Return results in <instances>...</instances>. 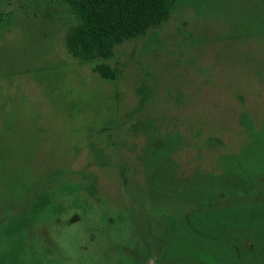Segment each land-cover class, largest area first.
Here are the masks:
<instances>
[{"label":"rangeland","instance_id":"374dc122","mask_svg":"<svg viewBox=\"0 0 264 264\" xmlns=\"http://www.w3.org/2000/svg\"><path fill=\"white\" fill-rule=\"evenodd\" d=\"M171 11L83 60L66 45L80 22L66 3L0 0V264H184L167 253L188 212L264 201L150 186L164 170L156 147L174 160L167 174L197 183L264 120V0H174ZM254 242L238 264H263Z\"/></svg>","mask_w":264,"mask_h":264},{"label":"trees","instance_id":"16d2710c","mask_svg":"<svg viewBox=\"0 0 264 264\" xmlns=\"http://www.w3.org/2000/svg\"><path fill=\"white\" fill-rule=\"evenodd\" d=\"M60 1L66 3L79 18V24L67 34L66 45L72 55L83 60L110 57L117 45L146 34L150 28L167 20L174 3V0ZM96 71L105 79L116 77L115 71L107 64L97 66ZM245 123L248 127L251 122ZM248 128L249 142L236 154L221 156L219 172L209 173L197 183L192 179H177L171 171L167 174L166 168L172 170L174 160L166 155L167 147H164V151L161 150L163 147H156L158 150H154L152 166H161L164 170L151 173L150 186L164 194H186L197 201L263 193L264 120L259 128L254 125ZM166 181L182 187L176 191L167 189L163 184ZM208 232H217L223 238L230 236L235 243L234 248L228 247L224 239H218L220 237H214ZM251 233L258 237H252ZM237 239L243 242H237ZM249 239L261 246V262L264 264V201L188 212L171 240L167 256L185 259L184 264H206L198 254L208 252L217 256L219 263L238 264V255L241 256L239 247H254Z\"/></svg>","mask_w":264,"mask_h":264}]
</instances>
